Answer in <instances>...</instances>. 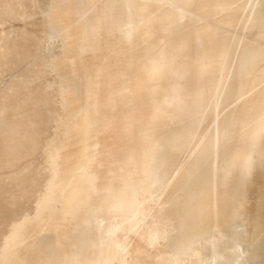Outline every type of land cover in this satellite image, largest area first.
Here are the masks:
<instances>
[{
    "label": "bare ground",
    "instance_id": "bare-ground-1",
    "mask_svg": "<svg viewBox=\"0 0 264 264\" xmlns=\"http://www.w3.org/2000/svg\"><path fill=\"white\" fill-rule=\"evenodd\" d=\"M88 1L93 15L85 18L83 26L78 25L71 2H67L66 13L57 9L49 12V6L46 8L44 3L43 7L47 10L44 16L42 12L40 13L43 16L41 19L37 15L39 12L36 13L37 8L41 10V5H36L37 0L0 1V48H4L6 54L0 56H8V60L9 57L14 59H11L12 64L15 59H20L19 65L14 68L16 72L28 58L26 56L24 60L22 59L24 53H26L24 56L28 55V47L30 48L33 43L35 45L42 37H37V31L46 34L53 29L60 31L55 35L44 36L40 46H36L37 49L33 45L37 54L29 55L28 60L31 62L27 64L28 67L23 66L22 69L20 67L18 73L13 75L11 72L10 76L7 70L4 71L9 77L0 82V157L11 158L13 153H16L15 147L10 142L14 143L17 140L15 143L19 150V148H27L28 141L30 143L31 138H34L35 135H31V131L35 130L34 133L40 135L37 132L40 126L36 122L40 116L35 117L36 121L32 118L35 113L33 110L36 109L37 112L35 108L37 106L42 109L40 115L47 108L50 111L49 107H41V102L44 100L54 109L53 122L57 120L60 122L58 128L60 131L54 129L59 133L58 136L55 135L54 130L51 131L55 123L50 130L57 137L44 131L48 135L39 146L41 150H52L48 152L49 158L45 157L43 162L40 161L42 164L38 162L40 166L36 169V173L43 172L39 179L43 190L35 197L31 214L17 217V220L13 219L10 227L7 226L9 229L3 238L0 236L2 238L0 264H113L115 261L117 264H132L129 257L137 249L134 250L128 245L129 237L141 227H144L142 229L145 231L150 223L153 224L151 222L153 215L149 213L151 207L143 203L151 181L166 185L172 180L166 178L168 174L172 173L173 176L178 170L174 145L168 143L169 137L158 138L155 143V152H157H153L146 163L143 177L128 176L123 180H120L122 178L120 177L115 181L119 177L121 168L128 163L125 152L132 138L131 131L126 115L115 113L112 107V80L106 76L107 72L98 63L99 58L95 57L93 63L88 66L82 62V53L89 47L86 40L90 33L97 37L104 33L107 36L113 35L118 31L103 30L111 1ZM154 1L174 6L172 0ZM252 1L247 0L243 4L244 8L246 4L251 5ZM257 4L261 8L256 11V21H258L256 35L264 38V0H259ZM43 10L45 9L42 8L41 11ZM240 15L243 18L245 14ZM56 36L72 52L71 55L60 60L63 71L61 73L55 65L56 61L51 62L56 44L52 39ZM21 59L24 63H21ZM0 60L3 61V57ZM237 60L242 67L250 62L264 60V43L253 49L244 48L238 54ZM1 64L0 70L3 68ZM15 66L14 64L10 67L11 70ZM224 69L225 66L222 65L220 70ZM2 79L3 77L0 80ZM80 80H84L86 84L82 85ZM220 89L221 87L216 91ZM250 92L242 102V111L245 112L246 117L241 120V124L248 123L249 126L246 129L240 128L238 138L233 139L235 140L233 167L236 171L230 180L232 188L223 192L224 194L216 200L215 214L211 218H206L203 217L202 210L207 205L206 197L209 195V190L206 189V185L204 187L199 183L191 185L194 194L186 201V205L189 206L179 223V241L183 245L181 248L183 254L193 250L195 236L203 234L208 229L209 220L214 225L223 221L229 229L230 240L214 254L222 259L221 264H264V240L255 237V231L259 232L255 230L260 224L259 216H263L262 221L264 219V63L257 68ZM45 101L43 104L46 103ZM46 116L42 115L40 119ZM215 117L217 118V115ZM48 122L43 121V123ZM210 126L208 125L207 128L209 129ZM40 129L42 130V127ZM33 144L34 142L30 146L32 147ZM31 152L29 153L32 154ZM24 155L26 157L27 154ZM23 159L25 158L21 160ZM21 170L24 169L18 172L22 173ZM4 173L8 174V172ZM22 175L25 177L26 174ZM18 177L20 179L21 175ZM2 180L5 181L4 177L0 176V181ZM226 183L227 181L223 180L222 184ZM19 188L23 190L22 186ZM28 194L26 193V196ZM14 203L16 206L20 205L19 202ZM16 206H14L15 210ZM17 212L16 216H18ZM2 218L1 223L4 221ZM1 223L0 226L5 222ZM6 228L2 229L5 231ZM259 228L261 230V227Z\"/></svg>",
    "mask_w": 264,
    "mask_h": 264
},
{
    "label": "rangeland",
    "instance_id": "rangeland-1",
    "mask_svg": "<svg viewBox=\"0 0 264 264\" xmlns=\"http://www.w3.org/2000/svg\"><path fill=\"white\" fill-rule=\"evenodd\" d=\"M38 1L36 5H41V10L45 9L43 11L36 9V13L39 12L37 15L41 19L48 6L49 12L57 9L66 13L67 2L72 3L71 8L78 25L83 26L85 18L93 15L88 0H65L66 2L63 0H41L39 4ZM110 1L109 15L103 30L112 29L118 32L109 36L104 33L97 37L90 33L86 40L89 47L82 53V62L90 66L95 57L99 58L98 63L107 72L106 76L112 80V107L115 113L126 115L131 131L132 138L127 152H125L128 163L121 168L118 173L119 177L115 181H118L120 177H122L120 180L128 176L130 178L143 177L146 163L153 152H157H155V143L158 138L169 137L168 143L174 145L177 153L178 170L173 176H171L172 173H169L166 177L172 180L166 184L167 186L154 183L155 181L152 180L150 189L143 198L145 206L151 207L149 213L153 215L151 221L153 224L150 223L145 231L142 229L144 227H141L131 234L128 245L137 251L129 258L132 264H221L222 259L214 254L218 253L225 242L230 240V232L225 222L222 221V223L214 225L209 220L208 229L203 234L195 236L194 248L187 254H183L181 251L183 245L179 241V223L189 206L186 205V201L194 194L192 184L199 183L204 187L206 185V189L209 190V195L206 197L207 205L202 210L203 217L206 218H211L215 214L216 200L232 188L230 180L236 171L233 167L235 165V158L233 159L232 156L235 146L233 139L238 138L240 128L246 129L249 126L248 123L241 124V120L246 117L245 112L242 111V102L251 93L250 89H252L257 68L264 63V60H257L242 67L237 60L238 54L244 48L253 49L264 43V38H259L256 35L258 32L256 11L261 8L257 4L259 0H253L251 5L250 3L246 4L245 8L243 4L247 0L235 2L234 0H172L174 6L163 5L154 0ZM43 4L46 8L43 7ZM242 13L245 14L243 18L240 15ZM37 32V37H42L40 40L38 39L37 43L35 42L38 45L33 43L35 48L40 46V42L47 34L60 33L59 30L54 29L47 34L40 30ZM52 41L56 44L51 62L56 61L55 65L61 73L63 71L60 60L71 55L72 52L65 44H62L63 42L58 36L53 37ZM33 45L28 47V55L24 56L26 54L24 53V57L22 56L23 60L26 56L28 57L24 60L25 63L21 59V63H24L23 66L30 64L29 55L37 54V48L35 49ZM0 50V54L6 55L4 48H0ZM1 56L0 58L3 57L4 62L0 60L3 65V71L0 70V79L2 77L3 79L0 82L7 80L10 75H15L23 68L20 65L21 69L19 67L16 72L15 69L19 65L20 59H15L12 64V58L9 57L8 60V56H5L6 58ZM11 64L12 66L16 65L12 70ZM222 65L225 66L223 71L220 70ZM4 66L8 68L5 69ZM6 70L9 74L8 77L4 72ZM14 70L15 72H13ZM80 82L82 85L86 84L84 80H80ZM220 87L221 89L217 92L216 89ZM43 102H41L42 105L40 104L41 107H49L50 111L47 108L46 112L44 111L40 115L42 109L37 106L35 107L37 112L36 109L33 110L35 113L32 118L34 121L37 120L36 122L40 126L37 129L40 135H36L35 130L30 132L35 136L31 138L30 143L28 141L29 147L27 145V148L29 149L19 148V151L17 143H15L17 140L14 143L10 142L15 147L16 153H13L11 158L0 157V171L3 172H0L2 174L0 176L5 179V181L2 180L4 182L0 181V194H3L0 195V223L3 217V222L9 224H2V222L0 227L3 229L7 226L10 227L11 221L17 220V217L21 218L20 216L31 214L32 203L43 190L40 185L41 180H39L43 172L36 173V169L42 164L40 161L43 162L45 157L49 158L48 152H51L52 149L41 150L39 145H42L41 141H44L48 135L45 132H50L51 135L54 132L55 135H59L55 130L60 131L58 129L60 128L59 120L53 122V114H55L53 107L47 101H45V105ZM80 106L82 108V105ZM80 108L78 107V110ZM50 112L51 115H49ZM46 113L49 117L46 116ZM42 115L47 119L46 117L40 119ZM37 116H40L39 120H35ZM42 120L51 122L43 123ZM54 123L56 125L52 129L51 126ZM208 125H211L209 129ZM50 130L54 131L51 133ZM57 136L53 135V137ZM32 142L36 144H33L34 148L30 146ZM30 151L33 153L30 154ZM24 154H27L26 157ZM19 156L20 158H18ZM22 158L25 159L21 160ZM24 161L26 164L23 163ZM5 162L7 163L3 165L4 167L1 166ZM27 166L30 167L27 168ZM22 168L24 170L19 173L18 170ZM11 169L14 171L11 172ZM4 172H8V174ZM32 172L35 175H32ZM17 173L19 174L15 176ZM22 174H26L25 177ZM20 175L22 179H19ZM30 179L32 180L29 181ZM223 180L228 184L223 185ZM19 183L23 190L19 188L21 187ZM30 184L31 186H29ZM36 185L40 187L37 188ZM13 186L17 188H12ZM31 189L33 190L31 191ZM17 193L19 195H16ZM26 193H29L28 197ZM7 194L9 196H5ZM22 197H26L30 201L28 202L26 198L25 200ZM13 201L17 204L23 201V204L20 203L16 206ZM13 205L17 207L18 212ZM19 206L21 210H19ZM11 209H14V212ZM22 209L23 212L25 210V213H21ZM16 212L18 216H16ZM262 218L263 216L260 215L259 227L261 230L259 227L255 229L259 231H255V237L264 240V224H262L264 219L262 221ZM9 227L5 231L0 228L2 238ZM113 264H117V262L115 261Z\"/></svg>",
    "mask_w": 264,
    "mask_h": 264
}]
</instances>
